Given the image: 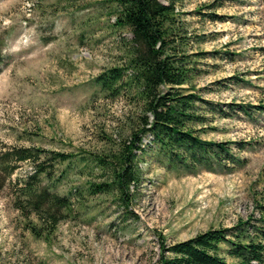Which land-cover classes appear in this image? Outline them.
Masks as SVG:
<instances>
[{"label": "rangeland", "instance_id": "1", "mask_svg": "<svg viewBox=\"0 0 264 264\" xmlns=\"http://www.w3.org/2000/svg\"><path fill=\"white\" fill-rule=\"evenodd\" d=\"M158 1L173 9L166 53L185 55L174 87L196 97L199 118L186 126L226 142L227 154L187 171L140 132L138 181L125 201L115 188L91 193L89 184L110 181L92 155L115 151L150 119L133 91L104 93L94 81L125 65L130 33L115 25L113 0H0V153L36 147L86 159L57 166L65 176L52 189L70 199L52 230L13 208L14 182L32 163L0 171V264H158L164 247L209 228L264 229V0Z\"/></svg>", "mask_w": 264, "mask_h": 264}, {"label": "trees", "instance_id": "2", "mask_svg": "<svg viewBox=\"0 0 264 264\" xmlns=\"http://www.w3.org/2000/svg\"><path fill=\"white\" fill-rule=\"evenodd\" d=\"M118 8L115 25L125 27L130 38L125 47L126 62L123 67H113L99 73L94 79L104 93L133 91L137 100L150 114L144 126L133 132L127 140L117 144L108 155H92L90 159L100 170L107 171L108 183L89 184L91 193L115 188L119 200L124 202L128 188L138 181L137 164L133 149H139L138 133L149 132L177 167L190 171L196 166L210 164L220 153L227 154L226 142L206 141L193 134L186 126L190 120H198L190 111L193 94H182L176 87L183 83L186 70L181 68L185 55L167 54L166 40L171 33L169 25L172 5L158 0H113ZM180 38V36L178 37ZM128 71V73H126ZM168 85L163 93L158 89ZM245 112L260 105H238ZM74 158L86 161L79 155L44 150L36 147H11L0 153V171L12 173L14 162L30 161L33 171L14 182L13 208L20 216L33 215L45 230H52L63 219L69 208L68 193L55 191L56 183L65 176L57 166L75 165ZM55 168V169H54ZM55 171L57 176L54 177ZM42 178V179H41ZM45 179L47 183L42 184ZM68 191H71L69 189ZM252 228L253 235L246 232ZM34 226L30 231L39 235ZM163 249V245H161ZM168 255L161 253L158 264H264V229L240 222L230 228H209L190 238L164 247ZM228 257L230 260H225Z\"/></svg>", "mask_w": 264, "mask_h": 264}]
</instances>
